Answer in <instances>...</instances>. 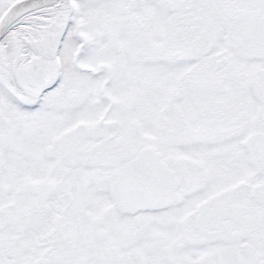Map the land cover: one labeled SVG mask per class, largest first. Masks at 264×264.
Here are the masks:
<instances>
[{
    "label": "snow or ice",
    "instance_id": "1",
    "mask_svg": "<svg viewBox=\"0 0 264 264\" xmlns=\"http://www.w3.org/2000/svg\"><path fill=\"white\" fill-rule=\"evenodd\" d=\"M0 264H264V0H0Z\"/></svg>",
    "mask_w": 264,
    "mask_h": 264
}]
</instances>
